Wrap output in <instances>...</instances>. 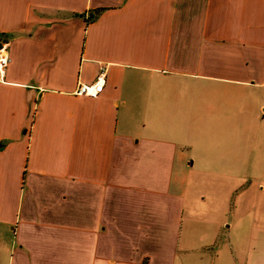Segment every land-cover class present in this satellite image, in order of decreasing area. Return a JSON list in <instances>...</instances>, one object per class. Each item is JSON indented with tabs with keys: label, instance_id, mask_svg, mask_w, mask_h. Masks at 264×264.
Returning <instances> with one entry per match:
<instances>
[{
	"label": "crops",
	"instance_id": "crops-1",
	"mask_svg": "<svg viewBox=\"0 0 264 264\" xmlns=\"http://www.w3.org/2000/svg\"><path fill=\"white\" fill-rule=\"evenodd\" d=\"M2 43L0 264H264V0H0Z\"/></svg>",
	"mask_w": 264,
	"mask_h": 264
},
{
	"label": "built area",
	"instance_id": "built-area-1",
	"mask_svg": "<svg viewBox=\"0 0 264 264\" xmlns=\"http://www.w3.org/2000/svg\"><path fill=\"white\" fill-rule=\"evenodd\" d=\"M10 60L9 48L6 43L0 44V80H3L5 69ZM105 68H100L97 79L93 83H80L75 90L78 95L96 97L103 90Z\"/></svg>",
	"mask_w": 264,
	"mask_h": 264
},
{
	"label": "rangeland",
	"instance_id": "rangeland-1",
	"mask_svg": "<svg viewBox=\"0 0 264 264\" xmlns=\"http://www.w3.org/2000/svg\"><path fill=\"white\" fill-rule=\"evenodd\" d=\"M177 264H204L207 261H203L202 263H199V260L197 259V255L195 254H184L182 255V259H178Z\"/></svg>",
	"mask_w": 264,
	"mask_h": 264
},
{
	"label": "trees",
	"instance_id": "trees-1",
	"mask_svg": "<svg viewBox=\"0 0 264 264\" xmlns=\"http://www.w3.org/2000/svg\"><path fill=\"white\" fill-rule=\"evenodd\" d=\"M99 11H100V10H99V9H97V10L95 11V15H97V14L99 13Z\"/></svg>",
	"mask_w": 264,
	"mask_h": 264
}]
</instances>
